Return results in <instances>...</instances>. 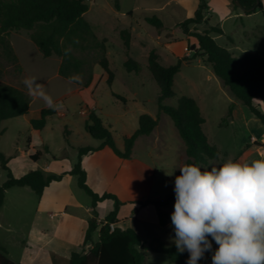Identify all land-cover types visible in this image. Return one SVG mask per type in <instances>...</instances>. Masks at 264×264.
Segmentation results:
<instances>
[{"label": "rangeland", "instance_id": "obj_1", "mask_svg": "<svg viewBox=\"0 0 264 264\" xmlns=\"http://www.w3.org/2000/svg\"><path fill=\"white\" fill-rule=\"evenodd\" d=\"M191 1L189 0V5L185 6L178 5L172 0H85L88 5L85 18L94 26L97 36L108 41L107 58L114 73V81L109 86L107 74L100 65H95L92 89H83L85 91L80 93L74 92L76 88L81 89L76 82L58 77L57 65L60 60L58 57L44 58L30 40L28 31L12 32L10 40L19 56L20 67L13 66L0 56V82L23 90L31 98L28 117L0 122V131H3L0 136V151L9 159L8 167L14 177L19 178L30 171L45 169L47 165L50 167L48 172L62 174L74 167L77 162L75 147L97 145L99 141L88 135L84 123L86 117L80 113L85 110L89 115L91 110L85 105L89 103L104 124L114 127L120 142L123 135L131 134L136 129L140 115L148 114L157 118L160 114L156 133L150 137L139 138L134 154L156 167L157 191L165 196L175 195L174 180L181 174L179 168L185 165L186 145L173 120L163 112L159 113V88L147 68L148 54L151 50L160 56L165 65L175 64L180 58L187 60L174 79L176 96L163 101V104L176 107L179 97L183 95L194 98L199 103L205 119L203 130L209 142L220 152L219 158L202 165V170L220 166L229 158L241 162L264 158L263 124L246 106L233 98L212 68L202 61V55H197L191 47V44L196 42L195 38L185 35L179 26L190 18L188 14L193 6ZM207 1L212 8L206 13V19L210 20V25L218 26L224 32L211 34L220 46L235 56L263 53L264 18L261 12L247 15L243 10H237L232 2L230 9L222 4V0ZM154 15L163 21L161 29H156L145 22V17ZM206 27L205 24H192L189 28L190 32L202 33ZM122 30L131 33L129 49L125 48L121 39ZM183 41H187L186 45L182 44ZM128 57L143 66L139 74L127 72L124 68V61ZM30 76L37 77L38 82L45 85L44 90L54 106L50 107L43 99H34L29 95L22 81ZM231 103L234 104L233 117L220 127V122L226 116ZM254 104L264 113L262 101L256 100ZM44 108H53L59 114L49 118L43 130L33 132L29 118L38 116L39 111ZM158 139L159 143L155 141ZM37 152L41 155L34 161L30 156ZM6 179L7 172L0 162V185ZM66 185L81 203L91 201V198L79 188L76 176H71ZM54 186L62 188L61 184ZM37 204L38 198L29 188L13 187L5 193V204L0 212V239L9 248L10 257L15 262L22 251L20 239L28 238L33 226L40 225L36 213ZM114 205L113 201H107L101 213L107 211L109 214L114 210ZM167 211L172 213L174 205ZM127 213L128 210L125 208L123 214ZM102 223L103 221L98 228ZM134 225L138 229L143 226L137 222ZM144 227L146 232L140 231L145 245L139 248L144 256L143 264H175L167 256L153 253L146 248L152 241V235H163L165 240L161 241L166 245L174 244L170 239L174 236L171 219L166 228L151 223L145 224ZM94 236L93 243H96L99 237L97 234ZM217 247L213 241L212 251L206 252L204 259L198 261V264H212L211 257ZM90 248L91 244L84 245L79 252ZM67 251L52 248L50 251L52 264H58L56 260L58 253L64 254ZM31 255H34V252ZM45 263H48L45 258L35 261V264Z\"/></svg>", "mask_w": 264, "mask_h": 264}, {"label": "trees", "instance_id": "obj_2", "mask_svg": "<svg viewBox=\"0 0 264 264\" xmlns=\"http://www.w3.org/2000/svg\"><path fill=\"white\" fill-rule=\"evenodd\" d=\"M235 8H241L250 15L261 12L264 18L263 0H231ZM239 2L240 6L236 5ZM209 9L207 0H199L198 8L193 17L180 23L183 33L195 38L191 44L197 55H202V61L208 64L214 74L228 89L233 98L243 104L261 121L264 126V113L254 104L256 100L264 103V49L263 53H247L235 56L225 47L220 46L211 36L212 33L223 34L218 26L209 24L206 13ZM88 5L85 0H0V56L13 66L19 68V56L12 46V32L28 31L30 40L36 45L44 58L56 56L61 59L59 75L70 81V77L79 76L76 82L81 89L88 88L94 79L93 68L100 65L107 74L109 86L114 81V73L110 69L107 58V39H100L94 26L85 18ZM145 22L156 29L163 27V21L156 15L145 17ZM207 25L202 33L190 32V25ZM121 39L126 49L131 46V33L122 30ZM264 37V24H263ZM67 51V54L65 52ZM147 68L159 88V113L168 115L174 122L180 137L186 145V164L207 165L211 160H217L220 152L209 142L203 130L205 119L194 98L183 95L179 97L177 106L164 105L163 101L176 96L174 91L175 76L181 71L187 60L180 58L175 64L164 65L160 56L151 50L148 54ZM127 72L139 74L143 66L138 61L128 57L124 61ZM31 98L21 89L0 82V122L23 117L29 113ZM234 104L228 107L226 116L220 122V127L233 117ZM57 114L53 108H44L39 118L31 119L30 125L37 131L43 130L47 120ZM160 115V114H159ZM157 118L148 114L139 117L138 128L124 139L123 149H119L113 132L107 127L101 117L90 111L85 124L89 136L99 142L93 147H79L77 162L69 172L62 174L44 173L42 170L30 171L16 178L8 167L9 159L0 151L2 168L7 172L6 181L0 185V209L4 203L5 193L13 187H29L37 195L42 196L45 189L53 182H60L66 175L76 176L78 186L91 198L92 217L88 222L85 235V245L90 249L72 252L69 257L56 255L58 264H143V254L138 249L145 245L140 236L132 228L122 230L118 213L123 202L111 193L99 195L87 184L86 172L82 169V156L109 147L115 155L123 159L132 157L133 148L141 136H150L159 125ZM3 131H0V136ZM30 141V140H29ZM41 153L37 152L30 158L37 161ZM105 200L115 202V208L104 219L99 230V240L93 243V233L100 224L96 207ZM175 201V195H169L164 200L134 202V209L154 205L158 214L160 227H165L171 217L164 209ZM146 248L156 254H163L175 264H186L189 253H179L175 244L166 245L160 239H153ZM0 264H22L11 260L5 247L0 245ZM52 264V263H51Z\"/></svg>", "mask_w": 264, "mask_h": 264}, {"label": "clouds", "instance_id": "obj_3", "mask_svg": "<svg viewBox=\"0 0 264 264\" xmlns=\"http://www.w3.org/2000/svg\"><path fill=\"white\" fill-rule=\"evenodd\" d=\"M22 82L34 99L54 106L37 77ZM179 170L170 239L179 253H189L186 264L204 259L213 241L218 247L212 264H264V158L243 162L229 158L210 170L186 164Z\"/></svg>", "mask_w": 264, "mask_h": 264}, {"label": "crops", "instance_id": "obj_4", "mask_svg": "<svg viewBox=\"0 0 264 264\" xmlns=\"http://www.w3.org/2000/svg\"><path fill=\"white\" fill-rule=\"evenodd\" d=\"M172 1L177 3L178 5H185V6L189 5V0H172ZM191 2H193L192 4L193 6L191 12L188 14L190 18L194 16L199 5V0H192ZM222 2H223L222 4H224L225 6L231 9V2H232L231 0H222ZM208 5H209L208 11H210L212 7L209 2ZM263 5H264V0H263ZM237 10H242V9L238 8ZM186 43L187 41L182 42V44L185 45ZM160 61L163 64V60L161 58ZM60 64H61V59L59 60L57 65L58 77L60 76L59 75ZM92 87H93V83L89 88L85 90H91ZM85 90L76 88L74 92L80 93ZM85 105L87 106L88 110L96 112L92 107V105H89V103H85ZM41 110L39 111L38 116L29 118V122L31 119L39 118ZM57 114H59L58 111ZM28 115L29 113L25 116L28 117ZM81 115L86 117L84 119V123L86 124L88 115L82 113ZM139 117H138V121H139ZM107 127H109L110 130L113 132L116 140V144L118 148L121 150L123 149L124 146V139L126 137L131 136L138 128L137 126L136 129H134L133 133L131 134L123 135L122 142H120L116 136L117 131L114 129V127L111 125ZM157 129L158 126L154 129L152 134L156 133ZM33 130H34L33 132L37 131L35 129ZM70 133L73 134L72 131H70ZM141 137H150V136H141ZM137 141L135 142L131 158L129 159L120 158L117 155H115V153L109 147L106 146L98 151L83 155L82 169L85 170L86 172L87 184L95 193L99 195H102L104 193L114 194L118 197V199L121 202L124 203V205H122L119 210L118 213L119 223L116 226L121 228L122 230L132 228L141 238L140 230L146 232L144 227L145 224L151 223L152 225H158V227H160L158 223V214L155 206L152 204L143 208H139L138 210H135L134 202L144 201L146 199L164 200L169 195L165 196L159 193L155 188V181L157 178L156 167L151 163L135 156L134 150ZM155 141L159 143L160 139ZM31 142H32V138H31ZM100 143L101 142H99L97 145H90V147L96 148L100 145ZM79 147L82 146L75 147L77 148V157H78ZM72 168H70L65 172L71 171ZM40 170H42L44 173L47 174L51 173L48 172L50 171L49 165H47L45 169H40ZM70 178L71 175H66L62 179V181L51 183L50 186L45 189L43 195L40 197L35 194L38 198L36 213L38 214L37 217L40 221V225L33 226V229L30 230L28 234V238L20 239L19 243L22 247V251L20 256L19 257L17 256L18 257L17 263L35 264V261L39 259L44 260L45 258L48 260V263L45 264H51L52 255L50 251L52 248H61L68 250L67 253L64 254L58 253V255L69 257L72 252H79L80 249L84 247L85 235L88 229V222L92 217L91 201L90 202L87 201L85 202V204H83L77 199L74 192L66 185V181L69 180ZM54 184L57 185L61 184L62 188L59 189L58 186H54ZM29 189L31 190V188ZM107 201H112V200H105L99 203L96 207L99 222L104 221L105 217L108 215L107 211L101 213V209L102 207H104V205H106ZM174 203L175 201L169 207L174 205ZM4 204H5V199L0 209V212ZM169 207L165 208L164 210L168 212L167 209ZM125 208H127L128 210L127 214H123V210ZM170 219L168 221V224L163 228L169 226ZM135 222L142 224L143 225L142 228L138 229L137 227H135L134 225ZM0 227H1V223H0ZM99 230L100 227L93 233L92 236L93 242L95 241L94 240L95 234H97V236L99 237ZM157 237L160 240H165L163 235H152L151 240ZM0 245L6 248L8 252V256L11 259L10 250L5 244V242H3L1 239H0ZM33 252L34 255H31Z\"/></svg>", "mask_w": 264, "mask_h": 264}, {"label": "built area", "instance_id": "obj_5", "mask_svg": "<svg viewBox=\"0 0 264 264\" xmlns=\"http://www.w3.org/2000/svg\"><path fill=\"white\" fill-rule=\"evenodd\" d=\"M81 113H82V114H86V111H85V110H83Z\"/></svg>", "mask_w": 264, "mask_h": 264}, {"label": "water", "instance_id": "obj_6", "mask_svg": "<svg viewBox=\"0 0 264 264\" xmlns=\"http://www.w3.org/2000/svg\"><path fill=\"white\" fill-rule=\"evenodd\" d=\"M236 5H237V6H240L239 2H236ZM192 48H193V47H192Z\"/></svg>", "mask_w": 264, "mask_h": 264}]
</instances>
